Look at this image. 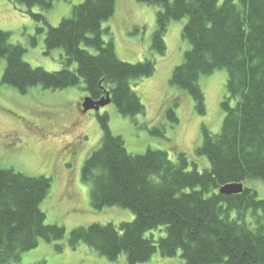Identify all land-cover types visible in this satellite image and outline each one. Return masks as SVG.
Here are the masks:
<instances>
[{
	"label": "trees",
	"instance_id": "16d2710c",
	"mask_svg": "<svg viewBox=\"0 0 264 264\" xmlns=\"http://www.w3.org/2000/svg\"><path fill=\"white\" fill-rule=\"evenodd\" d=\"M7 1L31 17L37 33L44 32V53L59 49L62 68L31 66L23 59V45L10 42V32L0 30L2 84L24 93L37 85L61 90L82 83L86 96L99 100L108 94L132 121L145 114L133 85L154 74V59L128 63L117 57L111 31L102 25L113 15L116 0H83L56 26L43 12L58 0ZM137 1L158 7L152 46L161 54L170 22L186 19L181 37L190 47L170 82L192 98L199 114L205 108L200 77L226 70L221 127L216 133L201 127L194 151L206 158L200 168L196 157L189 159L182 151H172L173 157L168 149L150 147L129 153L111 132L108 114H96L102 135L83 161L80 180L89 185L95 211L118 206L131 211L133 219L74 228L67 245L75 249L84 243L109 260L123 256L127 264L145 263L157 252L182 264H264V198L252 187L238 195L218 193L230 182L257 179L264 184V0ZM164 112L178 122L172 107ZM150 133L161 135L158 128ZM50 188L51 177L0 168V264L19 263L41 240L60 242L54 249L63 251L65 228L46 223L40 208Z\"/></svg>",
	"mask_w": 264,
	"mask_h": 264
},
{
	"label": "rangeland",
	"instance_id": "374dc122",
	"mask_svg": "<svg viewBox=\"0 0 264 264\" xmlns=\"http://www.w3.org/2000/svg\"><path fill=\"white\" fill-rule=\"evenodd\" d=\"M82 1L58 0L43 14L51 26H56L62 17L70 16L73 5ZM157 10L156 5L137 0H116L113 15L102 24L111 31L120 60L136 63L145 57L154 59V74L133 85L145 107V114L137 115L135 121L121 115L112 103L98 112L79 113L77 102L86 96L82 83L61 90L37 85L21 93L0 82V168H13L29 176L51 177L49 194L40 208L45 213L46 223L60 224L66 230L61 241L65 246L62 252L54 249V244L60 242L41 240L14 264H34L39 260L46 264H127L123 256L109 260L84 243L75 249L67 245V237L74 228L94 222L116 224L133 219L131 211L118 206L95 211L90 204L89 185L80 180L83 161L98 146L102 135L96 114H108L111 132L123 139L129 153L142 154L147 147L168 149L170 157L174 156L172 151H182L189 159L196 157L200 168V163L206 162L205 156H197L194 151L201 141L202 126L212 133L220 130L223 118L220 102L226 95L227 72L215 69L200 77L205 108L204 113L199 114L192 98L170 82L174 67L182 62L190 47L181 37L186 19L170 22L164 36L165 51L161 54L152 46ZM33 11L40 9L35 7ZM35 26L29 15L19 12L11 2L0 0V30L10 32V42L23 45V59L33 67L60 70L59 49L44 53V32L37 33ZM32 37L35 44L31 43ZM4 66L5 59L1 58L0 80ZM171 107L178 118L176 123L164 112ZM152 128H158L161 135L151 134ZM244 183L264 198L261 180H245ZM163 262L182 264L178 258L161 257L158 252L141 264Z\"/></svg>",
	"mask_w": 264,
	"mask_h": 264
},
{
	"label": "water",
	"instance_id": "95a60500",
	"mask_svg": "<svg viewBox=\"0 0 264 264\" xmlns=\"http://www.w3.org/2000/svg\"><path fill=\"white\" fill-rule=\"evenodd\" d=\"M110 103V99L108 94H106L104 97L100 98L99 100H93L89 96H86L83 98V101L81 103V108L83 112H87L89 110L99 111L100 108L108 105ZM244 182H230L226 183L224 185H221L218 188V193L224 196H230V195H238L241 194L246 188Z\"/></svg>",
	"mask_w": 264,
	"mask_h": 264
},
{
	"label": "flooded vegetation",
	"instance_id": "af4514ba",
	"mask_svg": "<svg viewBox=\"0 0 264 264\" xmlns=\"http://www.w3.org/2000/svg\"><path fill=\"white\" fill-rule=\"evenodd\" d=\"M81 100H82V99H81ZM82 101H83V100H82ZM82 101H80V102L78 101V102H77V110H78L79 113H81V114H85V113H87L88 111H87V112H83V111H82V108H81V103H82ZM99 110H100V109H99ZM95 112H96V111H95Z\"/></svg>",
	"mask_w": 264,
	"mask_h": 264
}]
</instances>
